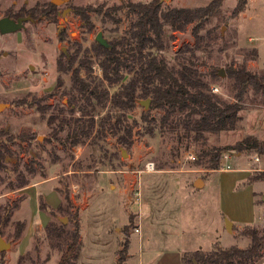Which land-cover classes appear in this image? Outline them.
<instances>
[{"label":"rangeland","instance_id":"374dc122","mask_svg":"<svg viewBox=\"0 0 264 264\" xmlns=\"http://www.w3.org/2000/svg\"><path fill=\"white\" fill-rule=\"evenodd\" d=\"M51 1L0 0V19L22 16L34 19L20 31L0 34V103L11 104L0 112V131L15 137L34 135L33 143L16 140L10 145L12 156L6 159L8 169H19L30 184L44 177H56L70 214L58 213L51 216V221L60 223V219L66 218L69 230L75 228V222L79 223L82 239L76 264H118L123 250L124 264H199L194 257L197 251L248 248L251 238L247 230L264 233V180L249 182V178L264 171V157L228 153L229 159L222 158L220 169L211 171L205 169V164H198V159L204 149L233 146L247 134L257 133L258 138L264 139V133L259 132V126H264V115L259 113V119L253 118V114L264 110V92L248 88L241 112L243 129L210 134L207 146L200 142L180 143L170 134L142 135L141 117L149 108L138 102L129 119L141 123L133 146L125 150L127 157L122 156L123 149L110 136L102 142L105 149L102 152L94 151L89 142L76 150L64 149L59 143L49 141L54 124L43 119L36 108L16 102L38 100L42 106L60 105L68 109V99L62 92L71 86V73L59 71V63L67 61L62 48L66 47L71 57L74 43L83 50L91 49L100 31L110 41L127 34L135 19L125 9L117 14L122 19L119 25L103 24L102 16L91 13L94 31L89 33L75 14L77 8L152 0H69L55 9L49 7ZM211 1L161 3L163 7L197 8ZM237 3L238 0H225L218 12L204 23L201 35L212 32L216 39L198 53L199 68L206 74V80L218 89V95L230 102L234 101V92L229 67L245 64L250 73L264 74V0H248L244 12L234 16ZM66 9L71 12L64 17ZM116 27L118 31L113 32ZM192 32L190 25L185 32L174 33L171 47L164 55L170 65L176 63L174 55L184 45L195 44ZM92 59L94 75L99 76L97 61L95 57ZM222 69L225 77L211 79L213 71L218 73ZM61 80L63 86L58 87ZM162 113L154 111L152 115L158 118ZM65 135L63 132L60 137ZM188 151L197 154V161L187 159ZM112 153H117L118 158L111 162ZM150 163L155 169L147 171ZM89 165L91 170H87ZM26 166L34 168L35 173L28 174ZM227 166L229 169L222 170ZM197 180L204 184L195 186ZM13 181L14 174L0 172V193H7L0 203L11 200L22 205V192L7 189V184ZM50 186L39 188L43 196ZM65 196H69V203ZM21 212L27 217L26 205ZM227 220L232 223L230 230ZM138 228L140 232H136ZM12 232V228L5 232L4 239L11 243V248L0 252L4 264H58L66 251V245L62 251L51 247L45 229L35 231L28 248L17 246L18 240H14ZM253 264H264V249Z\"/></svg>","mask_w":264,"mask_h":264},{"label":"trees","instance_id":"16d2710c","mask_svg":"<svg viewBox=\"0 0 264 264\" xmlns=\"http://www.w3.org/2000/svg\"><path fill=\"white\" fill-rule=\"evenodd\" d=\"M224 1L212 0L209 5L197 8L163 7L160 0L136 3L129 1L111 7L102 4L98 7L77 8L75 14L89 33L94 31L91 13L102 16L103 24L111 22L119 25L122 19L117 14L125 9L135 19L127 34L108 41L110 48L94 42L91 49L83 50L80 44L74 43V54L67 57L65 64L59 63L61 73H71V86L62 92L68 99V109L60 105L53 108L42 106L38 100L30 103L26 100L18 101L16 104L36 108L43 119L55 125L48 135L49 141L72 150L89 142L94 151L102 152L105 150L102 142L108 136L116 139L120 149L129 150L134 144L135 133L141 122L144 124L142 135L154 137L157 134H170L180 143L200 142L203 146H207L210 134L242 130L244 119L241 112L244 110L245 95L250 87L256 92H264V74L259 76L250 73L245 64L236 68L229 67L228 74L233 80L234 92V101L230 102L213 91L215 86L206 80V74L199 68L201 61L198 53L207 49L216 39L212 32L201 35V31L204 23L218 12ZM247 4L248 0H238L233 15L243 13ZM55 6L51 1L49 7L55 9ZM190 25H193L195 44L184 45L174 55L176 63L170 65L164 55L171 47L174 33L185 32ZM112 31L117 32L118 27ZM93 57L102 73L99 76H95L93 72ZM218 76L219 72L211 73L213 80ZM61 86L62 80L58 84V87ZM148 99L151 104L147 113L142 115L141 122L130 121L129 113L138 102ZM154 111L164 113L155 118L152 115ZM63 132L66 135L61 138L60 134ZM34 139V135L22 134L15 137L0 131V172H11L15 176V183L7 184L10 191L30 184L19 169H8L6 159L12 156L10 145L16 140L33 143ZM228 153H249L264 157V140L247 134L233 146L206 148L202 151L198 164H205L207 171L218 170L223 155ZM117 158L118 154L112 153L109 159L112 162ZM102 161L99 159V162ZM26 168L28 174L35 173L34 168ZM87 168L91 170L92 167L89 165ZM261 180H264V171L249 178V182ZM65 201L69 203V196H65ZM17 207V203L11 200L0 203L2 237L8 228L13 229L14 240L22 237L27 223L13 220ZM39 208L51 216L58 213L63 216L70 214L69 205L66 208L64 202L55 210L40 198ZM45 231L51 247L62 251V247L67 246L58 264H76L81 245L79 223L75 222V228L69 230L62 222L50 221ZM246 234L251 238V244L246 249L218 247L207 253L197 251L194 257L199 264H253L264 249V233L249 229ZM123 253L124 250L120 252L118 264H124ZM0 264H4L3 257Z\"/></svg>","mask_w":264,"mask_h":264},{"label":"crops","instance_id":"0c3cea01","mask_svg":"<svg viewBox=\"0 0 264 264\" xmlns=\"http://www.w3.org/2000/svg\"><path fill=\"white\" fill-rule=\"evenodd\" d=\"M264 115V110H259L258 113L253 114V118L256 120L259 119V115ZM259 132L264 133V126H259ZM256 136L257 133H256ZM262 140V139H261ZM264 140V139H263ZM229 159V158H228ZM231 159V158H230ZM7 161V160H6ZM167 176V175H164ZM178 182L180 178H175ZM204 183V182H203ZM47 184H51L49 190H47L46 194L43 196L41 193L42 191L39 189L41 186H45ZM13 192H22L24 195V200L22 205H18L14 212L13 220L17 218L18 220L24 221L27 223V227L20 239H18L17 246L26 245L28 248L31 242V239L34 236L36 230L45 229L46 225L51 221V215L43 210H40L39 203L40 198L43 196L44 202L51 207L52 209H57L64 202V198L62 193L60 192L56 177L52 176L49 178H43V180L38 181L34 184H30L22 189L13 191ZM7 193H0V198L5 197ZM28 201V203H27ZM26 205V215L27 217L23 216V212H21L22 208ZM17 220V221H18ZM82 239V236H81ZM80 239V240H81Z\"/></svg>","mask_w":264,"mask_h":264},{"label":"water","instance_id":"95a60500","mask_svg":"<svg viewBox=\"0 0 264 264\" xmlns=\"http://www.w3.org/2000/svg\"><path fill=\"white\" fill-rule=\"evenodd\" d=\"M164 0H161V2H163ZM167 2H169L170 0H165ZM69 2V0H52V3L59 6L61 3H67ZM71 12V9H66L63 13V16L66 17L69 13ZM34 20L31 17H21L18 19H14L11 17H4L0 19V34L3 35H7V34H11L17 31H20L22 29H24L25 24L27 22H33ZM95 41L97 43H99L100 45H102L103 47L106 48H110L109 42L106 40V38L104 37V33L102 31H100L96 37H95ZM63 53L66 54L67 57H69L68 52L66 47L62 48ZM70 58V57H69ZM34 67L32 66L30 69L32 70ZM219 75L221 77H225L226 74L224 72V70H219ZM151 101L145 100V101H140V105H142L145 109H148L150 107ZM11 104H4V103H0V112L2 110H5L7 108H10ZM122 156L123 157H127V153L125 150L122 151ZM204 183L202 180H197L195 183V186L199 187L202 186ZM60 221L66 225L67 223V219L66 218H62L60 219ZM232 226V223L227 220V229L230 230ZM11 248V243L7 242L4 237H2L1 233H0V252H5L6 250Z\"/></svg>","mask_w":264,"mask_h":264},{"label":"built area","instance_id":"2783aa9c","mask_svg":"<svg viewBox=\"0 0 264 264\" xmlns=\"http://www.w3.org/2000/svg\"><path fill=\"white\" fill-rule=\"evenodd\" d=\"M101 74L102 73L99 70V75H101ZM213 91L214 92H218V89L216 87H213ZM186 155H187V159L190 160V161H197V159H198L197 154H195L193 151L186 152ZM222 158L227 160L229 157H228L227 154H224ZM257 160H259V159L257 158ZM154 169H155V165L153 163H150V164L147 165V171H152ZM227 169H229L228 166L222 168V170H227ZM136 232H140V228L136 229Z\"/></svg>","mask_w":264,"mask_h":264},{"label":"flooded vegetation","instance_id":"af4514ba","mask_svg":"<svg viewBox=\"0 0 264 264\" xmlns=\"http://www.w3.org/2000/svg\"><path fill=\"white\" fill-rule=\"evenodd\" d=\"M139 104H140V102H139Z\"/></svg>","mask_w":264,"mask_h":264}]
</instances>
